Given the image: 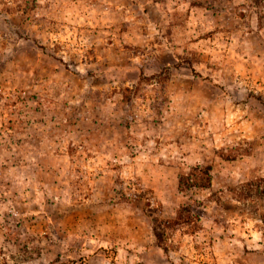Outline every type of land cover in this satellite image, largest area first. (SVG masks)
<instances>
[{"label":"rangeland","instance_id":"374dc122","mask_svg":"<svg viewBox=\"0 0 264 264\" xmlns=\"http://www.w3.org/2000/svg\"><path fill=\"white\" fill-rule=\"evenodd\" d=\"M0 264H264V0H0Z\"/></svg>","mask_w":264,"mask_h":264}]
</instances>
